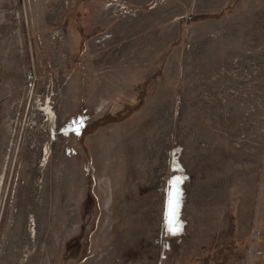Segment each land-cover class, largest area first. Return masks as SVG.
Instances as JSON below:
<instances>
[{
    "label": "rangeland",
    "instance_id": "rangeland-1",
    "mask_svg": "<svg viewBox=\"0 0 264 264\" xmlns=\"http://www.w3.org/2000/svg\"><path fill=\"white\" fill-rule=\"evenodd\" d=\"M11 1L0 264H264V0Z\"/></svg>",
    "mask_w": 264,
    "mask_h": 264
},
{
    "label": "crops",
    "instance_id": "crops-1",
    "mask_svg": "<svg viewBox=\"0 0 264 264\" xmlns=\"http://www.w3.org/2000/svg\"><path fill=\"white\" fill-rule=\"evenodd\" d=\"M11 2H12L11 0L10 1L9 0L8 1L0 0V26L1 27H2L3 22L10 18L8 16L13 15V14L16 15V12L18 11V9L14 5V3H11ZM30 2H31V5H33V0H30ZM31 7L28 9L29 15L32 12ZM30 16H32V14ZM19 18H20L19 16L14 17L16 29H14V30L12 29L11 37H10V34L4 35V32L0 31V50H5L8 48L7 45L4 44V42L6 40H7V42L8 41H13V42L15 41V44L16 43L18 44V41H19L18 35H19L20 31L17 30V26H18V20H20Z\"/></svg>",
    "mask_w": 264,
    "mask_h": 264
},
{
    "label": "snow or ice",
    "instance_id": "snow-or-ice-1",
    "mask_svg": "<svg viewBox=\"0 0 264 264\" xmlns=\"http://www.w3.org/2000/svg\"><path fill=\"white\" fill-rule=\"evenodd\" d=\"M167 231L170 233H174L176 231V227L174 226V221L171 219L168 221Z\"/></svg>",
    "mask_w": 264,
    "mask_h": 264
},
{
    "label": "bare ground",
    "instance_id": "bare-ground-1",
    "mask_svg": "<svg viewBox=\"0 0 264 264\" xmlns=\"http://www.w3.org/2000/svg\"><path fill=\"white\" fill-rule=\"evenodd\" d=\"M48 151V150H47ZM46 152V151H45ZM47 153V152H46Z\"/></svg>",
    "mask_w": 264,
    "mask_h": 264
}]
</instances>
